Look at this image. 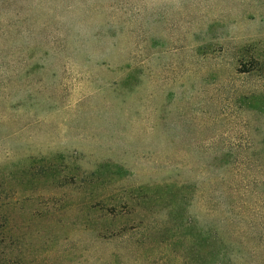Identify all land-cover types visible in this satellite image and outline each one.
<instances>
[{
  "label": "rangeland",
  "instance_id": "1",
  "mask_svg": "<svg viewBox=\"0 0 264 264\" xmlns=\"http://www.w3.org/2000/svg\"><path fill=\"white\" fill-rule=\"evenodd\" d=\"M264 264V0H0V264Z\"/></svg>",
  "mask_w": 264,
  "mask_h": 264
},
{
  "label": "trees",
  "instance_id": "2",
  "mask_svg": "<svg viewBox=\"0 0 264 264\" xmlns=\"http://www.w3.org/2000/svg\"><path fill=\"white\" fill-rule=\"evenodd\" d=\"M204 240L205 247L195 249V261L204 264H232L236 244L230 236L228 237L216 225H211L204 231Z\"/></svg>",
  "mask_w": 264,
  "mask_h": 264
}]
</instances>
